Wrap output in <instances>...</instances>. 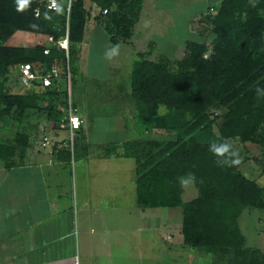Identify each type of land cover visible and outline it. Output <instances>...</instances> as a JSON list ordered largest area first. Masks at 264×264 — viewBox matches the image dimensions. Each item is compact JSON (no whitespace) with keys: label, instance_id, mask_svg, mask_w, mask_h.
Instances as JSON below:
<instances>
[{"label":"trees","instance_id":"16d2710c","mask_svg":"<svg viewBox=\"0 0 264 264\" xmlns=\"http://www.w3.org/2000/svg\"><path fill=\"white\" fill-rule=\"evenodd\" d=\"M93 1L102 7L97 18L112 43L131 38L143 0ZM45 2L0 0V121L13 109L18 119L31 109L47 111L55 123L65 115L62 102H56L63 99L67 105L60 84L45 88L36 82L24 95L12 93L5 85L15 64L31 62L38 67L58 61L60 68H65L64 52L47 39L30 48L6 44L17 31L44 34L45 38L52 35L56 40L65 34V6L51 11ZM263 4L264 0H221L216 13L206 14L216 34L209 57H205L207 43L199 40H189L184 58L177 60H152V45L139 53L130 74L131 96L149 135L121 145V155L136 162L138 205L180 207L184 244L229 258L231 264H264L259 248L245 246L238 225L245 208L264 210L263 189L240 171L229 143L237 134L243 140L254 139L264 125V15L258 11ZM87 18L85 0H73L69 20L73 82ZM46 47L51 48L48 54L44 53ZM174 63L179 69L175 73L171 69ZM40 93L50 99L48 106L40 103ZM220 104L228 105L229 111L217 134L212 109ZM28 140L24 133L17 135L16 144L0 142V161L12 166L19 146L26 147ZM224 142L230 146L226 157L210 150L211 145ZM188 173L195 175L198 195L184 202L185 187L179 186L177 178Z\"/></svg>","mask_w":264,"mask_h":264},{"label":"crops","instance_id":"0c3cea01","mask_svg":"<svg viewBox=\"0 0 264 264\" xmlns=\"http://www.w3.org/2000/svg\"><path fill=\"white\" fill-rule=\"evenodd\" d=\"M85 1L88 18L74 62L75 91L80 73L101 79L103 67L119 72L129 62L130 77L146 44L152 45L150 58L155 61L172 59L171 52L183 55L189 40L200 39L198 22L221 0H200L196 13L183 18L173 16L174 8L182 7H174L177 1L160 5L159 0H143L131 38L118 44L97 18L100 5ZM148 30V42L143 41ZM173 44L176 49L168 53L166 47ZM125 92L121 100L132 108L131 87ZM102 100L95 103L98 108L104 106ZM101 109H80L84 122L73 152L68 130L43 111L38 125L28 130V145L17 151L15 163L0 161V264H155L170 254L172 260L180 257L186 263L187 250H193L184 244L182 209L176 207L181 210L166 217L160 209L172 207L141 208L136 162L121 155L124 142L149 135L136 103L132 115Z\"/></svg>","mask_w":264,"mask_h":264},{"label":"rangeland","instance_id":"374dc122","mask_svg":"<svg viewBox=\"0 0 264 264\" xmlns=\"http://www.w3.org/2000/svg\"><path fill=\"white\" fill-rule=\"evenodd\" d=\"M159 1H160L159 2L160 5H163L165 2V0H159ZM174 1H177V3L174 4V7L178 5V3L182 4V7L181 9L178 10L174 8L173 16L177 15V16H181V18H183L185 15H191L193 13H196L197 6L199 7L201 3L200 0H198V5H194L196 0H188L189 4L185 5L183 2L184 0H173V2ZM65 3H67V0ZM101 11H102V7H101ZM258 11L260 14L264 15V4L259 8ZM183 29L184 28H182V30ZM198 31L200 35L199 41L206 42L209 47V51L205 55V57H209L212 52L211 49L213 47V41L216 38L213 21H211L209 18H205V17L202 18L198 22ZM144 34L145 36H143L142 39L143 41L148 42V37L150 36L149 30L146 31V33ZM45 41L46 38L44 34L36 35L33 32L17 31L10 37V39H8L6 44H9L13 47L30 48V47L38 46L39 44ZM146 47H147L146 51H148L150 46H147L146 44ZM176 47L177 45L175 44L169 45L166 47V50L168 53H170L171 49L175 50ZM185 54H186V49L183 55H179L178 57L175 56V52H171L172 55L171 57L172 60H177L184 58ZM17 65L18 64H15L10 68L9 77L11 79L6 81L5 85L9 90H11L12 93L24 95L29 90H31V88L27 89L21 86L19 81V73L17 72L18 70L17 69H16L17 71L15 70V68H17ZM49 67L50 66L48 64H45V66H39V69L44 70L45 68H49ZM120 67L122 69L119 70V72L118 70H114V68L111 67L109 69L103 67V71L99 70L100 73L102 74L101 79H97L95 77L92 78L91 76H88L86 74H84V76L82 77V73H80L81 79H78V83L76 87L77 91H75L74 82L72 81V85H71L72 99L73 102L77 103V106L80 107L79 109H81L86 113L90 112L91 108L93 113L98 111L97 109L100 108H104L101 109V112L104 113L113 112V111L124 112L125 110V112H127V115H132L133 113L132 111L134 110L135 107V102L131 101L133 108L132 110V108L129 107V103H127V101L121 100L124 98L123 96L126 95L125 90L128 88L130 89L129 87L130 77L128 74L129 73L128 71L130 69V63L128 62L127 65L124 64L121 65ZM171 69L174 73L178 72L179 70L177 64L175 63L171 65ZM59 84L63 90L62 94L67 95L66 81L64 79H60ZM92 87H97L98 90L96 93H93L91 89ZM93 95L96 97H94ZM40 96H39L40 103L43 106H48L50 99L48 100ZM102 97H104V100H102ZM101 100L105 102V104L104 106L102 104V107L98 108L95 105V103ZM56 102H58L59 104L62 102L61 106L63 108H66V103H63V99L59 100L57 98ZM43 111L44 110H40V109H31L28 112H26L20 119H18L17 112H15V109H13L10 114L5 116L0 121V142L10 145L16 144L18 134L21 135H23L24 133L27 134L28 130L33 128V126H35V122L37 123L36 126L38 125V118L41 117ZM228 111H229L228 105H221V104L212 109V117L215 120L213 129L217 134H220L221 132V127L225 122V114ZM89 117H91V115H89ZM68 137L69 136L67 135L66 138ZM143 138H147V136L143 135ZM229 143L239 163L240 171L248 178L255 180L262 187L263 189L262 195L264 197V125H262L261 128H259L258 133L254 139L243 140L241 135L237 134L229 138ZM19 149H21L20 146ZM197 195H198V190L195 187L194 183L191 182L185 186V192L182 198L184 202H187L197 197ZM172 210L174 212H178L181 209L161 208L159 212L165 214L166 217H168L169 216L168 212ZM238 223H239L238 224L239 229L242 232L243 237L245 238V246L251 248H259L264 255V210H259L256 208H249V207L245 208L238 217ZM164 245L168 246L169 244L164 242ZM192 250H193L192 253L190 250H187L188 252L186 253V257H185L186 263H184V259H180V257L174 258L172 260L173 258L171 256L172 254L170 255L168 254L169 257L167 255L168 259L166 258V260H164L165 262L158 261L155 264H161V263L162 264H231L229 258H225V257L222 258L219 257L218 255L208 254L204 251H197L194 249Z\"/></svg>","mask_w":264,"mask_h":264},{"label":"built area","instance_id":"2783aa9c","mask_svg":"<svg viewBox=\"0 0 264 264\" xmlns=\"http://www.w3.org/2000/svg\"><path fill=\"white\" fill-rule=\"evenodd\" d=\"M72 4L73 0H67V3H65L64 5L67 14L65 34L57 40L52 35L46 38L48 42L55 47V49L64 52L65 71L60 68L58 61H54L49 68H45L44 70L39 69V66L35 67L31 62L20 63L17 65V69L19 73L20 84L22 87H25L27 89L36 85V82L45 88H49L54 85L58 86L60 79H64L66 81L67 105L65 108V115L60 120V126L68 130L69 148L73 152L78 132L82 128V124L84 122V115L80 111L79 107L73 102L71 94L72 72L70 57L69 20ZM45 6L48 10L59 11L62 8V3L61 0H46ZM217 6L210 7L209 12L215 13ZM103 12L104 14H107L108 9H104ZM36 15H39V9L36 10ZM50 50V47H46L44 49V53L48 54Z\"/></svg>","mask_w":264,"mask_h":264},{"label":"clouds","instance_id":"9594fccd","mask_svg":"<svg viewBox=\"0 0 264 264\" xmlns=\"http://www.w3.org/2000/svg\"><path fill=\"white\" fill-rule=\"evenodd\" d=\"M257 91L259 93L260 90L258 89ZM210 150L213 151L214 154H216L219 157H226V154L229 153L230 146L228 145L227 142H224L220 145L213 144L210 146ZM235 162H238V161H235ZM194 181H195L194 173H188L186 176H181L177 178V182L181 188L185 187L186 185Z\"/></svg>","mask_w":264,"mask_h":264}]
</instances>
